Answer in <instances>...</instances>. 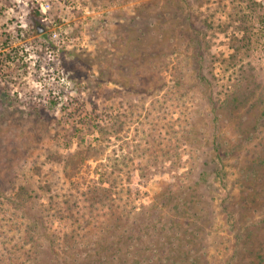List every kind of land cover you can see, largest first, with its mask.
Returning <instances> with one entry per match:
<instances>
[{
    "label": "rangeland",
    "instance_id": "rangeland-1",
    "mask_svg": "<svg viewBox=\"0 0 264 264\" xmlns=\"http://www.w3.org/2000/svg\"><path fill=\"white\" fill-rule=\"evenodd\" d=\"M0 264H264V4L0 0Z\"/></svg>",
    "mask_w": 264,
    "mask_h": 264
},
{
    "label": "trees",
    "instance_id": "trees-1",
    "mask_svg": "<svg viewBox=\"0 0 264 264\" xmlns=\"http://www.w3.org/2000/svg\"><path fill=\"white\" fill-rule=\"evenodd\" d=\"M246 1L249 2L250 6L251 5L252 6L259 5L260 6V5H263L264 4V0H261V1H258V2L256 0H246ZM195 40H197V42H198V39H195ZM190 43H191V41L190 42L189 41L188 42L186 41L184 43L183 50L186 51L189 48ZM118 128H119V126H118ZM118 128L117 129H114L113 134H116V132H117L116 130H118ZM98 132H101V131H99V127H98ZM82 150H81L82 151V155L85 158V160L87 161L89 159H92V158L94 159V158H97L98 156H100L102 154L103 148L101 147V144H99V145H96V144L92 145L90 143L87 146L83 147ZM76 154H75V151L69 153L68 154L69 156H68V158L66 160V163H64V164L66 166L73 167L74 170L78 171V170H80L81 167H78L76 165L75 160H74ZM106 180L109 181V182L111 181L109 179H106ZM47 187H48V184L47 183H45L44 186H42V188H47ZM32 194H33L32 193V190L27 185H25V184H19L17 186L15 192L13 193V195L11 197H8V198H9V200H11V202L13 201V203L15 204V206L20 207V206H23V204H25L33 196Z\"/></svg>",
    "mask_w": 264,
    "mask_h": 264
}]
</instances>
